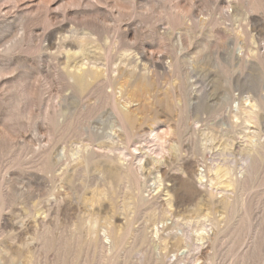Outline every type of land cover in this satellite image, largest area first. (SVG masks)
Wrapping results in <instances>:
<instances>
[{
	"label": "rangeland",
	"instance_id": "374dc122",
	"mask_svg": "<svg viewBox=\"0 0 264 264\" xmlns=\"http://www.w3.org/2000/svg\"><path fill=\"white\" fill-rule=\"evenodd\" d=\"M0 264H264V0H0Z\"/></svg>",
	"mask_w": 264,
	"mask_h": 264
},
{
	"label": "bare ground",
	"instance_id": "6f19581e",
	"mask_svg": "<svg viewBox=\"0 0 264 264\" xmlns=\"http://www.w3.org/2000/svg\"><path fill=\"white\" fill-rule=\"evenodd\" d=\"M116 126V125H115ZM119 127V126H118ZM121 127V126H120ZM122 128V127H121ZM124 129V128H123ZM155 161V160H154ZM156 164H160V161L156 160L155 161ZM202 178V177H201Z\"/></svg>",
	"mask_w": 264,
	"mask_h": 264
}]
</instances>
